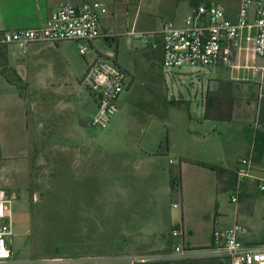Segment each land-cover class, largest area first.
Instances as JSON below:
<instances>
[{"label": "rangeland", "instance_id": "obj_1", "mask_svg": "<svg viewBox=\"0 0 264 264\" xmlns=\"http://www.w3.org/2000/svg\"><path fill=\"white\" fill-rule=\"evenodd\" d=\"M192 1L142 0L137 9L128 1L109 40L102 32L90 42L31 44L23 54L15 45L0 46V65H6L10 79L0 73V187L17 195L9 237L12 264H102L105 254L121 246L108 230L113 200L120 197L125 203L141 194L148 198L154 189L144 176L156 169L168 173L180 159H188L181 163L180 189L171 193L159 175L155 195L167 213L160 238L170 253L176 254L171 246L181 236L169 233L181 228V220L184 243L202 255L212 246L213 231L231 224L235 210L245 228L242 239L264 238V194L248 186L252 203L241 207V201L229 200L233 171L210 191L214 172L193 163L236 168L247 150L241 145V126L264 130V56L250 61L263 68L261 73L246 68L244 57L234 70L239 81L220 89L227 93L224 105H231V120H204L206 91L230 71L188 65L164 69L159 39L148 35L146 45L140 37L148 33L140 28L156 30L162 18L180 24ZM198 1L235 10L239 0ZM82 46L88 50L84 56ZM5 50L6 61L1 55ZM96 53L112 54L127 73L117 111L105 126L90 124L97 105L85 86ZM16 61L22 78L11 70ZM196 180L204 191H197ZM228 180L230 186L224 188ZM98 224L103 230L99 235L93 233Z\"/></svg>", "mask_w": 264, "mask_h": 264}, {"label": "built area", "instance_id": "obj_2", "mask_svg": "<svg viewBox=\"0 0 264 264\" xmlns=\"http://www.w3.org/2000/svg\"><path fill=\"white\" fill-rule=\"evenodd\" d=\"M253 5L252 15L251 6ZM107 13L106 0H92L79 4H62L43 22L35 27L5 30L0 32V44L15 45L24 53L32 43L59 42L62 40L92 41L101 36L100 18ZM254 28V35L245 38L249 47L241 46V32ZM148 35L159 39L164 69L193 66L196 68L240 67L236 58L245 50V67L257 75L263 68L250 64L264 56V0H240L236 18H227L222 6L212 2H198L190 7L180 24L173 19L162 18L160 27L141 34L148 45ZM154 42L152 47H155ZM87 48L82 46L83 56ZM261 71V72H262ZM260 72V73H261ZM127 73L116 62L112 54L96 53L95 60L88 66L85 84L97 105L96 114L90 121L93 126L107 125L117 111V101L125 85ZM235 183L230 194L232 203L238 202L247 183L255 191L264 194V159L261 163L244 156L235 168ZM15 192L0 187V264L12 256L9 237L12 235V203ZM174 207L176 203L172 204ZM245 228L234 220L223 229L214 230L212 246L208 248L211 257H224L229 264H264V238L259 242L242 239ZM171 235L181 236L173 245L176 254L186 252L183 230L174 228ZM154 254H138L130 258L131 263H151Z\"/></svg>", "mask_w": 264, "mask_h": 264}, {"label": "crops", "instance_id": "obj_3", "mask_svg": "<svg viewBox=\"0 0 264 264\" xmlns=\"http://www.w3.org/2000/svg\"><path fill=\"white\" fill-rule=\"evenodd\" d=\"M88 1H92V0H0V32L5 30H17V29L39 26L43 24L45 19L52 12L57 10L62 4H79ZM128 1L129 4H131V6H135L137 9L138 5L141 3L142 0H106L107 13L103 14L100 18V29L101 32H103V34L105 35V39L109 40L111 36L115 34L114 29H115L116 19L119 18L120 13L127 12ZM198 2H211V1L193 0L192 4H189V10L193 4ZM239 3L240 0L238 1V7H239ZM238 7L235 10L224 9L227 18L234 20L237 15ZM252 10H253V5L251 6L250 17L252 15ZM140 29H141L139 30L140 32H149L148 27L140 28ZM254 33H255L254 28H245L244 30H242L241 46L243 48L249 47L250 45V42H248L245 37L247 35H254ZM32 44H39V43H32ZM244 57H245V50L243 49L241 51L240 56L236 58V62L237 60L239 62ZM19 67L20 64L17 63L16 61V64L13 65L12 68L15 69L18 76L22 78L23 74L22 71L19 70ZM220 68L226 69L228 72L230 71L229 76L223 79L218 78L217 79L218 82L216 83L217 87L208 90L218 91L221 95L225 97L227 96L226 95L227 93L224 94L223 90L221 91L220 89H222V87L225 85L231 86V84L239 80L234 75V70L236 69V67H232V68L223 67V66L217 67V69ZM0 73L2 74L4 79H6L1 71V67H0ZM242 81H247V80H242ZM250 126H251L250 129H247L245 125L241 126V131H242L241 145L244 144L245 147H247L246 153L242 155V157L249 156L253 160H255V162L261 163V161L264 158L260 160L254 158L252 148H253L254 133L256 131L264 132V130L259 127L254 128V126L252 125ZM246 130L249 131L248 135L245 134ZM170 160L171 159H169V162ZM185 163L186 162H182V165H185ZM221 167L226 169V171H223L221 175L218 177L217 174H215V171L211 170L212 172H214V174L213 173L210 174L212 180L211 188L209 189L210 191L212 189L213 190L217 189L219 180L227 179L230 175V171L235 172V167L231 168L228 167V165H224ZM159 175H161V177ZM158 176L160 177V182L163 185V187L165 185L166 188L169 190L170 189L169 172L164 174L163 171L159 172L156 169L149 176H144L147 177L146 179L148 180L150 189H154L151 190L149 193H147L148 198L146 199L143 198L141 194L140 197L133 196L130 201L126 200L125 203L120 201L122 200V198L120 197L113 200L115 204H113L112 208L109 209V211H111V215L109 216L108 230L110 232V235L112 236L111 238H113L116 241V243L121 244V246L120 247L117 246L116 248H114L112 252L113 254H105L107 260L102 262V264H135L130 262V258L131 256L138 254L156 255L157 259L152 261L150 264H182V263L191 264L192 261H188V260H194V259L197 260V259L211 257L208 253H206L207 252L206 250H204V254L201 255L198 252L199 251L198 249L191 248L189 247L190 245L187 246L186 244L185 247L187 251L184 252L183 254H174L172 252L170 253V251L167 249L168 247L165 245L164 240L160 238L163 236L162 232L165 230L166 224L168 223V219H167V213H165L160 206L159 203L160 200L157 199L158 197L155 196L159 184ZM153 178L156 179L157 185H153L154 183ZM199 183L200 182L198 180L195 181V186L198 188L197 191L198 192L204 191L203 187L199 186ZM229 186L230 184L228 180L224 188H228ZM248 186L252 187V184L247 183L245 185V188L241 193L238 202H236V203H240L241 201V207H242V203H248V204L252 203V198H249L247 196L249 195L246 191V188ZM79 192H82V190H79ZM185 209L186 206L181 201V210L183 213ZM237 218H238V213L235 210L231 219V223L234 220L238 221ZM92 221L97 223L96 219H93ZM182 225L183 223L181 220L180 223L181 228H183ZM102 232L103 230L100 224L95 226L93 229V233H97L98 235L101 234ZM169 234L171 235V231ZM243 240L246 242H253L249 239H243ZM182 260H186V261L182 263L176 262ZM169 261H175V263L172 262L168 263ZM155 262H164V263H155ZM201 263L203 262H200L198 264ZM2 264H12V262L9 259L8 261Z\"/></svg>", "mask_w": 264, "mask_h": 264}, {"label": "trees", "instance_id": "obj_4", "mask_svg": "<svg viewBox=\"0 0 264 264\" xmlns=\"http://www.w3.org/2000/svg\"><path fill=\"white\" fill-rule=\"evenodd\" d=\"M57 43V42H54ZM0 46H3L5 49H7V44H0ZM158 56L159 61L161 62L162 57V49L159 42L158 48ZM3 59L6 61V50L2 54ZM6 64V63H5ZM6 67V65H4ZM1 71L4 74L5 78L10 81L9 76L6 72L5 67L1 66ZM15 71V69H11ZM19 77V76H18ZM224 96L221 95L218 91H206L203 99V118L204 120H212V121H230L232 118L231 115V105L225 106L224 105ZM175 103V101L173 102ZM231 104V103H229ZM153 114H157L154 112H150ZM253 157L258 158L261 156L264 152V132L263 131H256L254 133V139H253ZM182 162H188V159H180L178 165L175 167V169H170L169 171V185H170V191L171 193L178 191L181 186V163ZM194 164L211 169L217 173V177L221 175L223 171H226L223 167L207 163L199 160H194ZM231 173V172H230ZM233 180L235 183L236 175L233 171ZM186 260L182 261H176L177 263L185 262ZM192 261L191 264H198L200 262H203L201 264H229L228 260L224 257H208V258H202L197 260H188ZM175 263V261H169L168 263ZM155 263H164V262H155ZM135 264H150V263H135ZM183 264V263H182Z\"/></svg>", "mask_w": 264, "mask_h": 264}]
</instances>
